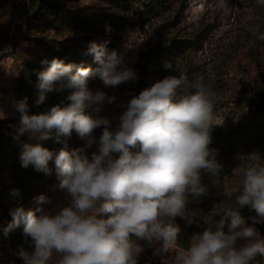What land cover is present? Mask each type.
I'll return each instance as SVG.
<instances>
[{"label":"clouds","instance_id":"9594fccd","mask_svg":"<svg viewBox=\"0 0 264 264\" xmlns=\"http://www.w3.org/2000/svg\"><path fill=\"white\" fill-rule=\"evenodd\" d=\"M256 2L264 7V0ZM250 30L264 41V32ZM106 45L89 43L85 54L93 56L96 67L58 58L42 61L48 67L37 74L35 105L44 104L49 93L70 90L66 106L30 114L27 97L15 102L20 113L17 138L27 133L35 141L22 144L21 166L48 173L54 159L53 190L67 198L66 204L46 209L53 201L42 194L35 209L11 210L9 229L23 225L31 249L19 248L22 264H138L145 250L138 241L154 247L161 264H250L264 255V237L254 226L264 222L261 163L239 168L234 202L225 203L221 218L193 234L187 246L179 244L180 228L174 221L181 217L189 225L193 222L186 206L189 197L195 200L207 192L201 174L221 175L217 150L210 147L217 125L216 94L203 83L190 85L185 73L166 75L121 105L113 128L109 117L85 109L96 105L93 111L99 113L100 105L114 104L117 97L90 90L88 82L99 78L105 87H116L136 82L138 75ZM163 67L176 72L170 61ZM190 87L194 91H188ZM96 129H102L98 138ZM73 130L86 139L88 148L95 146L90 156L66 147L53 152L41 143L52 139L53 132L59 142ZM245 207L256 213L251 225L238 210Z\"/></svg>","mask_w":264,"mask_h":264},{"label":"rangeland","instance_id":"374dc122","mask_svg":"<svg viewBox=\"0 0 264 264\" xmlns=\"http://www.w3.org/2000/svg\"><path fill=\"white\" fill-rule=\"evenodd\" d=\"M42 4L54 6L64 19L53 20L47 12L42 13L37 9ZM263 9L256 0H169L168 9L161 15L140 20L117 9L111 0H0V112L5 117L0 119V264H22L17 255L19 248L31 251L22 233L13 239L5 231L12 221V209H35L37 197L42 194L53 201L44 206L46 209L67 203L64 193L53 190L57 183L54 159L49 162L48 173L32 165L21 166L22 144L35 142L27 133L17 138L20 113L14 105L27 97L19 92L26 66H35L32 74L36 85L30 87L38 90L40 57L50 62L59 52L65 63L96 67L93 56L85 54L89 43L107 42L108 51L121 54L124 66L138 75L136 82L116 87H105L99 78L88 82L90 90L117 97L114 104L100 105L99 113L93 111L96 105L85 109L87 114L109 117L113 128L123 111L121 105L166 75L185 73L190 85L203 83L215 92L217 125L212 130L210 147L217 150L221 175L201 174L207 192L195 200L189 197L186 215L192 218L190 225L181 217L175 218L180 228L178 242L187 246L193 234L202 233L221 218L225 203L234 202L237 170L253 163L264 164V41L250 30L264 32ZM169 40L191 45L167 58L176 72L163 67L162 56L168 54L165 46ZM69 92L49 93L39 107L27 99L30 114L48 111L57 104L66 106ZM101 132L96 129L94 134L98 138ZM41 143L53 152L66 147L70 151L82 149V154L90 156L95 150V146L88 148L86 139L74 130L70 136L60 137L59 142L53 132L52 139ZM238 210L251 225L250 218L256 213L247 207ZM254 226L264 237V222ZM138 243L145 249L138 264H161L154 247L144 241ZM259 261H264V255H257L250 264Z\"/></svg>","mask_w":264,"mask_h":264},{"label":"trees","instance_id":"16d2710c","mask_svg":"<svg viewBox=\"0 0 264 264\" xmlns=\"http://www.w3.org/2000/svg\"><path fill=\"white\" fill-rule=\"evenodd\" d=\"M114 5L117 7V9H120L121 11H126L129 14L133 15L135 19L140 20H146L158 15H161V13L165 12L169 7V0H111ZM48 4V3H47ZM43 5V4H42ZM37 9H39L42 13L47 12L53 20H63L64 17L61 16V13L59 10L55 9L54 6L49 5H39L37 6ZM263 12V19H264V9ZM263 32V31H260ZM191 45H187L185 42H179L177 40H169L166 42L165 50L168 51V54H165L162 56V62L168 61L167 58L175 57L178 51H181L185 47H190ZM56 58L62 59L64 58L63 55H61L59 52L56 54ZM42 61H45V58L42 56L40 57V60L38 62V66H40L41 70H44L48 67V64L42 63ZM75 65L76 62L74 63ZM35 66H32V64H29L25 67V69L22 71L21 77H20V84H19V92L24 93L27 95V99L29 102L34 103L37 99V93L38 90H35L34 88L30 87L33 85H36V77L32 74ZM30 83V84H29ZM42 109H45L43 106H41ZM3 135L0 134V146L2 145V139ZM5 159V158H4ZM11 238H19L20 234L22 233L23 236V225L14 228V230H5ZM21 236V237H22ZM257 264H264V261H259Z\"/></svg>","mask_w":264,"mask_h":264}]
</instances>
